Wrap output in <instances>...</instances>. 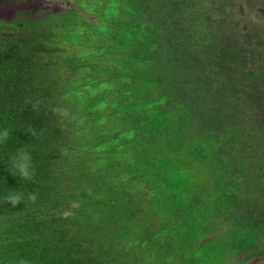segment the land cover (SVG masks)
Segmentation results:
<instances>
[{"label": "trees", "instance_id": "1", "mask_svg": "<svg viewBox=\"0 0 264 264\" xmlns=\"http://www.w3.org/2000/svg\"><path fill=\"white\" fill-rule=\"evenodd\" d=\"M67 1L74 6L40 17L35 34L33 26L16 20L13 31L20 29L22 37L14 43L7 38L0 51V102L8 98L0 108V126L11 127L31 146L35 179L27 188L36 196L16 208L0 202V264H133L134 255L115 252L132 241L128 233L109 234L119 221L114 211L123 206V185L132 182L137 196L139 188L152 185L142 188L147 192L136 212H183L180 227L193 229L202 241L214 231L216 209L225 219L231 216L233 197L249 223L264 221L262 189L241 193L234 181L256 171L246 169L240 146L260 144L245 129L263 109L264 43L237 15H224L222 6L233 0ZM255 1L246 0L249 9ZM84 20L91 23L87 33L60 29ZM70 47H76L72 54ZM85 48L101 55L98 78L114 109L110 120L102 117L90 86L84 85L86 96L75 80L58 81ZM20 69H25L21 75ZM10 70L21 80L10 84ZM83 106L96 119L86 130L75 124L86 116ZM246 156L252 161L258 155ZM213 162L209 168L219 176L213 175L207 191L213 205L208 213L176 181L199 186L201 173L188 177L180 167L200 170L202 163ZM4 181L19 186L0 162V194ZM256 239L240 240L242 252ZM259 242L263 249L246 250L243 258L264 252V232Z\"/></svg>", "mask_w": 264, "mask_h": 264}, {"label": "rangeland", "instance_id": "2", "mask_svg": "<svg viewBox=\"0 0 264 264\" xmlns=\"http://www.w3.org/2000/svg\"><path fill=\"white\" fill-rule=\"evenodd\" d=\"M239 3H241V7ZM253 3L257 4L251 7L252 9H249L246 0H233L230 1L229 5L225 4L222 6L223 13L224 15H237L240 24L246 26L247 29H251V32L256 34L258 41L264 43V0H256ZM62 8H64V3L60 0H0V19L3 20V22L0 21V43L4 41L3 46L0 45V51L5 48L7 38L14 43L22 37V31L11 33L13 28H17L18 25L7 23L4 20L13 21L20 13L24 12L26 17L28 16L31 20L22 19L21 25L33 26L34 28L30 26L32 28L31 33L35 34L39 28L35 27L40 21V17L38 16H42L44 13L50 11L58 12ZM60 29L65 34H70L76 29L80 33H87L91 29V23L84 20L78 25L63 24ZM242 31H245V29ZM94 33L91 32L89 34V41H93ZM20 64L22 65L21 61ZM24 71L25 69H20L18 74L21 75ZM8 77L10 84L21 80V78H17V75L12 70L9 71ZM12 78L15 79L11 80ZM7 81L5 83L6 87ZM88 111V106L82 107L81 112L86 114V116L83 119L79 118L75 121L76 127L86 130L96 124V119L92 115H88ZM260 115L256 118L258 121L250 122L245 129L246 132L252 133L253 140H257L260 144L258 145L253 142L254 146L252 148L248 144L245 145V143L240 146L242 155L246 159V169H252V167L254 170L256 169V171L247 174L245 178L242 176L234 178L237 188L240 189L241 193L245 194H254L256 191L262 189L264 195V99ZM211 149V146H206L208 152ZM246 153L251 155L257 154L258 156L256 159L249 161L252 157L246 156ZM210 165L215 166V163H202L200 170L198 168L190 170L187 166L180 167L182 175H187L188 177L200 172L204 180L199 186L195 185L193 180L186 185H183L184 181L179 178L176 181L183 186V192L190 195L196 201L195 204L198 201L200 202L196 206L208 213H211L213 210V205L207 191L213 185V175L219 176V174L214 173V169L209 168ZM134 183H130L129 186L134 187ZM166 186L167 184L161 185L163 192ZM169 198L172 199L171 194L167 191L165 201L168 202V205L171 203ZM190 207L192 209L195 208L194 204ZM216 207L218 208V206ZM223 209L224 207H222ZM129 212V210L121 207L114 211V214L122 213L123 216L119 219L117 225L110 229L109 234L111 236H124L126 232L128 233L132 241L125 243L115 252L125 255L123 256L125 258L130 254L134 255L133 264H206L209 261H214L216 264H264V252L243 258L245 256L244 251L246 250L260 251V249H263V247L259 249L257 245L261 243L259 242V235L261 232H264V221H260L259 225L249 223L238 213L239 205L236 204V198L234 197L233 205H231L229 210L231 215L229 218L225 219L224 213H220V208L216 209L217 214L215 218L217 219V224L213 226L212 231H214L209 235L207 241H202L196 237L198 233L193 229L191 232L180 227V221L177 219L178 217H182L183 212L179 214L178 210H168L166 213L162 211L158 214L151 211L143 213L135 211L127 218L126 216ZM248 238L258 239L255 240L256 244L254 243L251 249H244L242 252V246L239 241L247 240ZM115 263L119 264L120 260L115 261Z\"/></svg>", "mask_w": 264, "mask_h": 264}, {"label": "clouds", "instance_id": "3", "mask_svg": "<svg viewBox=\"0 0 264 264\" xmlns=\"http://www.w3.org/2000/svg\"><path fill=\"white\" fill-rule=\"evenodd\" d=\"M60 1L64 3V8H62L58 12H46L42 16L49 13L59 14L74 6L67 0ZM19 19L31 20V18H29L28 16L26 17V14L22 12L19 14L18 17L14 18L13 21H4H6L7 23H14L16 20ZM0 21L3 22L2 19H0ZM18 31L21 30L18 29L17 31H12L11 33ZM72 49H76V47L69 48L70 54H72ZM4 50H6V47L2 51ZM79 56V61L74 64L72 68L62 70L59 73L58 81L59 83L67 85L71 83L72 80H75V82L79 85L82 93H84L86 96L88 89L84 88V85L90 86L91 98L93 99V101H98L101 104L100 108L102 109V117L105 120H110L113 115H115L114 109L109 104V98H104V89L101 86L103 82H101L98 78L99 65L101 63V61H98V59L101 55L96 54L95 51L92 50V48H85L81 51V54ZM53 67L55 66H52V68ZM32 73H37V82L38 84H40V66H35ZM62 76H65V78L62 79ZM3 94V90L2 92L0 91V96H2ZM6 102H8V98L5 96L0 102V108H2ZM0 117H2L1 112ZM0 162H3L5 164L9 175L12 176L14 180H17L19 182V186L9 185L7 181L2 182L4 191L2 194H0V202L9 205L11 208H16L18 205H21L26 201H34L36 199L35 194L29 192L27 188V185L32 183L35 179V161L33 150L30 145L24 144L19 141L14 135L13 129L8 126H0ZM129 185L130 184L123 185L124 195L119 199V201H123V209H127L129 211H136L141 203V195L147 192L142 190V188L144 187L146 188V190H149L152 188V185H147L139 188L141 196L140 199V196H137L135 193V188L130 187ZM125 201L128 204H125ZM63 214L65 216L72 215L70 211H65ZM115 216L119 220L121 219L123 214L117 213Z\"/></svg>", "mask_w": 264, "mask_h": 264}]
</instances>
